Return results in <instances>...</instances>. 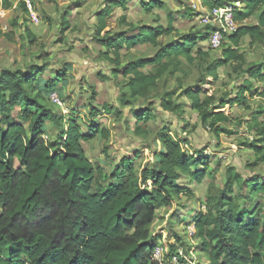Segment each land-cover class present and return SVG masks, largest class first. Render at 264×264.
<instances>
[{"label": "trees", "instance_id": "16d2710c", "mask_svg": "<svg viewBox=\"0 0 264 264\" xmlns=\"http://www.w3.org/2000/svg\"><path fill=\"white\" fill-rule=\"evenodd\" d=\"M12 1L0 0V8L8 9ZM241 3L243 10L232 11L237 26L229 36L231 46L207 69L213 79L217 69L227 63L233 72L242 69L245 57L239 49L241 37L258 41L264 37V0ZM124 4L123 0L111 1L98 13L99 28H105L110 6ZM22 6L27 12L24 2ZM156 6L162 5L155 0L147 3L148 10ZM260 8L257 24L241 23ZM167 19L166 27L139 26L129 36L99 39L115 49L117 62L123 45L127 49L140 44L160 47L154 57L127 63L123 74L130 75L128 88L133 97L145 96L169 65L177 70V58L193 62L203 56L193 34L161 44L159 38L175 32L173 18ZM200 38L205 40L207 35ZM157 65L155 73L142 70ZM245 73L248 79L237 98L251 90L252 82L263 86V95L264 65H250ZM38 75L34 70L0 71V264H161L151 256L154 245L149 228L156 211L171 206L175 197L192 196L178 179L185 176L200 183L207 172V158L189 153L162 129L157 134L161 150L154 155L153 165L141 170V176L130 158H123L111 173H103L87 159L80 143L101 130L88 127L91 133H83L72 117L63 124L59 115L38 101L43 90L53 86L49 81L37 90ZM199 94V90H184L192 109L205 118L210 97L201 99ZM160 104L164 110L181 112L170 93L163 95ZM145 114L146 110L137 113L136 122L145 121ZM46 121L60 131L53 142L41 137ZM257 131L262 145L252 148L264 161V125ZM259 192H264V185H258L255 178L244 179L228 169L222 187L215 189V194L208 193L204 210L193 219L195 236L208 256V264H264L257 252L264 244L261 196L254 198ZM170 247L172 251L174 246Z\"/></svg>", "mask_w": 264, "mask_h": 264}, {"label": "rangeland", "instance_id": "374dc122", "mask_svg": "<svg viewBox=\"0 0 264 264\" xmlns=\"http://www.w3.org/2000/svg\"><path fill=\"white\" fill-rule=\"evenodd\" d=\"M111 1L114 0H30L38 17L36 23L29 20L22 0L12 1L8 9L0 8V71H37V90L52 81L53 86L43 90L38 101L59 115L63 124L72 117L83 133H91L88 127L101 130L80 143L87 159L103 173H111L123 158H130L141 176V170L151 167L154 155L161 150L157 134L162 129L189 153L207 158V172L200 183L185 176L178 179V184L187 187L192 196L175 197L171 206L158 209L149 229L154 245L151 256L161 264H208L193 227V219L204 210L208 193L215 194V189L222 187L228 169L264 185V161L252 148L262 145L257 129L264 125L263 86L252 82L251 90L237 98L239 88L248 79L245 70L250 65H264V37L260 41L241 37L239 49L245 57L242 69L233 72L227 63L217 69V78L213 79L207 69L231 46L229 36L237 23L233 31H225L211 11L218 6L243 10L241 0H155L162 6L151 10L147 9L150 0H123V7L110 6L105 28L100 29L98 13ZM261 10L241 23L257 24ZM167 16L173 18L175 32L159 38L161 44L193 34L203 56L193 62L177 58V70L169 65L145 96L133 97L128 88L130 75L123 74L127 63L154 57L160 47L140 44L127 49L123 45L117 52V62L115 49L99 39H114L116 34L129 36L139 26L166 27ZM216 30L221 31V43L213 47L209 37ZM261 30L264 33V28ZM203 35H207L205 40L200 38ZM158 67L146 66L142 70L155 73ZM187 88L199 90L201 99L210 97L205 118L192 109L184 96ZM165 93L180 105V113L161 107ZM145 110L147 119L136 122V114ZM41 131L45 142L55 141L60 133L48 121ZM258 195L264 210V192L254 198ZM261 219L264 223L263 216ZM170 245L174 246L172 251ZM257 252L264 258V244Z\"/></svg>", "mask_w": 264, "mask_h": 264}, {"label": "built area", "instance_id": "2783aa9c", "mask_svg": "<svg viewBox=\"0 0 264 264\" xmlns=\"http://www.w3.org/2000/svg\"><path fill=\"white\" fill-rule=\"evenodd\" d=\"M25 4V7L28 12V18L32 23H36L38 21V17L35 13L34 8L32 7L30 0H22ZM211 14H213L214 17L220 19L221 22V28H223L225 31H233L236 22L233 20L232 16V9L227 7H213ZM221 31L216 30L212 33V35L209 37V41L213 47H218L221 43ZM56 98V97H55ZM58 98V97H57ZM58 104H60V101L58 99Z\"/></svg>", "mask_w": 264, "mask_h": 264}]
</instances>
